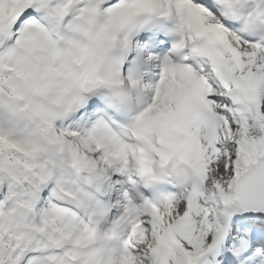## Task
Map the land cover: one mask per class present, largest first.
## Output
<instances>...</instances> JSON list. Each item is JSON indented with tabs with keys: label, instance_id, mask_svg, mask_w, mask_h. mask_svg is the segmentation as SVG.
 I'll use <instances>...</instances> for the list:
<instances>
[{
	"label": "snow or ice",
	"instance_id": "obj_1",
	"mask_svg": "<svg viewBox=\"0 0 264 264\" xmlns=\"http://www.w3.org/2000/svg\"><path fill=\"white\" fill-rule=\"evenodd\" d=\"M0 264H264V0H0Z\"/></svg>",
	"mask_w": 264,
	"mask_h": 264
}]
</instances>
